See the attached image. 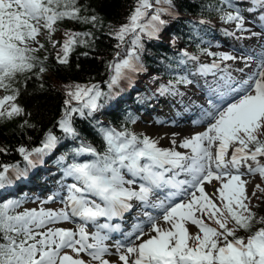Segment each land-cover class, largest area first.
I'll return each instance as SVG.
<instances>
[{
    "label": "snow or ice",
    "instance_id": "6c2138e0",
    "mask_svg": "<svg viewBox=\"0 0 264 264\" xmlns=\"http://www.w3.org/2000/svg\"><path fill=\"white\" fill-rule=\"evenodd\" d=\"M224 2L232 10L221 9L220 19L245 31L244 17L228 0ZM154 3L166 7H154ZM154 3L153 0H136L128 23L115 31V38L120 41L117 47L126 37L131 36V40L126 57L108 65L113 71L109 89L144 70L138 54L143 48L142 36L155 38L165 23L161 17L173 14V0H154ZM252 3L264 10V0H252ZM81 11L79 0H0V90L6 93L0 98V118L11 119L24 114L23 108L15 103L20 94L18 77L46 71L36 53L45 49L41 40H47L56 48L58 41L53 39V34L58 23L70 20L97 26L98 16H82ZM91 35V32L66 31V38L58 49V63L67 65L70 52L78 44H87L84 38ZM207 55L221 62L239 59L245 67L253 60L257 64L247 79L239 82L234 80L228 66L220 68L215 61L201 65L199 71L203 75L215 70L222 72L224 75L220 79L235 93V98L223 107L214 105L213 110L205 113V130L179 144L182 149H190V154H182L175 148H160L158 141L148 136L141 138L126 130L100 129L105 151L97 153L91 146L82 144L75 154L88 153L93 159L83 163L74 160L65 169V175L75 181L67 186L68 211L41 209L10 215L9 209L18 204L0 208V264H112L106 258L110 255H115L121 264H264V226L255 228L257 224L264 225V216L258 217L249 206L252 198L260 199L257 192L264 193V188L255 185L250 197L246 189L250 181L244 178L258 175L264 180V163L258 159L264 157V140L259 138L264 136V51L258 58L251 54L237 57L223 52H207ZM28 78L30 76H25ZM177 82L191 83L183 77ZM160 93L175 95V86L161 85ZM66 95L70 98L65 100L66 106L71 100L78 106L66 107L58 126L66 136L75 138L72 113L84 116L87 109V115H91L106 94L98 85L77 84L69 86ZM58 142L59 138L50 130L41 147L31 151L21 147L18 151L31 166L33 155L39 157L51 152ZM172 143L176 144L174 138ZM3 151L5 149L0 148V152ZM242 168L247 171L242 172ZM24 171L15 165L2 166L0 187L11 182L10 172L19 176ZM166 173L173 174L166 177ZM181 174L185 178L177 179ZM126 175L131 179H125ZM137 178L144 182L138 191L132 187ZM213 181H218L219 185ZM206 185H211L213 191H206ZM164 187L173 191L164 201L152 205L159 208L160 213L147 214V228L144 222L138 223L126 237L128 242L115 243V252H111L106 243L110 237L103 233L118 228L108 223L97 224V220L122 215L131 210L132 201L147 205L154 190ZM176 197L181 198L173 202ZM70 217H79L84 224L75 231L63 228L41 231L50 223L67 221ZM206 221H214L217 227L209 226ZM230 222L233 227H229ZM88 223L97 228L91 235L84 226ZM189 225L198 231L190 232ZM240 231L247 235H237ZM81 253L90 259H84Z\"/></svg>",
    "mask_w": 264,
    "mask_h": 264
},
{
    "label": "trees",
    "instance_id": "16d2710c",
    "mask_svg": "<svg viewBox=\"0 0 264 264\" xmlns=\"http://www.w3.org/2000/svg\"><path fill=\"white\" fill-rule=\"evenodd\" d=\"M79 3L82 5L81 15L98 16V24L93 27L92 24L70 20L58 23L56 27L59 35L56 39L58 41L56 48L45 40L43 42L45 49L36 53L43 61L46 71L39 75L24 74L18 77L20 94L15 103L23 108L24 114L11 119L0 118V148L5 149L0 152V168L17 159L19 147H31L39 142L46 130L55 128L56 118L67 107L65 100L70 99L66 95L69 86L95 84L105 88L107 78L113 74L108 67L110 62L115 61L113 56L121 51L119 48L122 45H125L123 54L129 50L131 40L129 36L120 47H117L120 41L115 38V31L121 25L128 23V16L135 8L136 0H79ZM173 5L172 9L175 13L161 17L166 24L163 29L166 39L153 41L147 36L141 38L143 48L138 54L140 63L148 71L143 76L146 84L139 92L142 97L148 93L149 85L157 84V80L163 78H171V71L177 66L176 60L180 59V54L172 51L170 47L191 45L193 51L199 52L202 37L208 39L206 31L210 32L208 27L199 24V20L220 17L221 9L227 6L224 0H173ZM161 6L166 7V5L155 7ZM66 31L91 32L92 35L84 38L88 41L87 44H78L74 47L69 54L67 65H61L57 61V55L59 47L66 38ZM25 76L30 78L25 79ZM131 105L133 106L126 101H118L115 109L117 111L112 110L110 115V112L102 109L100 114L114 123L119 117L118 110ZM121 111L125 112V109ZM72 120L73 127L77 131V136L71 137L73 140H78L77 137H86L93 126L101 124L98 118L94 121L89 119L80 121L74 118ZM125 124L128 130L130 124L126 118L123 119V126ZM115 126L119 129L122 127L121 123ZM261 140H264V137ZM258 184L264 188V180L260 179ZM258 196L260 199H255V202L252 201L249 206L260 217L264 216V193L259 192ZM229 226L234 225L230 222ZM261 226L264 225L257 224L255 228ZM237 235L246 236L247 233L240 231Z\"/></svg>",
    "mask_w": 264,
    "mask_h": 264
},
{
    "label": "bare ground",
    "instance_id": "6f19581e",
    "mask_svg": "<svg viewBox=\"0 0 264 264\" xmlns=\"http://www.w3.org/2000/svg\"><path fill=\"white\" fill-rule=\"evenodd\" d=\"M146 132L150 135L158 134L159 140L162 141L164 145H167L168 149L175 148L176 151L181 152L182 154L187 153L184 149L179 147V144L186 138H190L194 135L193 132H188L184 129L181 130H158L156 128H146ZM173 138L176 140V144L173 145ZM213 184L214 181H213ZM206 191H213L211 185H206Z\"/></svg>",
    "mask_w": 264,
    "mask_h": 264
},
{
    "label": "rangeland",
    "instance_id": "374dc122",
    "mask_svg": "<svg viewBox=\"0 0 264 264\" xmlns=\"http://www.w3.org/2000/svg\"><path fill=\"white\" fill-rule=\"evenodd\" d=\"M58 37V34H57V31L53 34V39H56ZM220 50L219 52H223L222 50H221V46L220 45H218V48H217V50ZM3 97V95H2V93L0 92V98H2ZM144 126H147L146 124H143V125H140V126H138L137 127V129L139 130V131H141V132H143V131H145V129L143 128ZM143 128V130H142V128ZM199 131V133L200 132H202L203 130H198ZM198 131H197V133H198ZM153 136V140H156L157 138H156V136L155 135H152ZM264 136H260L259 138L260 139H262ZM157 146L158 147H160V148H164V147H166L167 145H164L163 143H162V141H159L158 142V144H157ZM229 150H231V148L229 149ZM249 178H248V180L250 181V183H248L247 185H246V189H247V193H248V195L251 197V194H252V191H253V188L255 187V185H257V183L259 182V178L257 177V176H248ZM218 181H217V186H218ZM258 193L259 192H257V196H258ZM255 199L256 198H252L251 199V203H252V201H254L255 202ZM251 203H250V205H251ZM212 223L217 227V225L214 223V221H212Z\"/></svg>",
    "mask_w": 264,
    "mask_h": 264
}]
</instances>
